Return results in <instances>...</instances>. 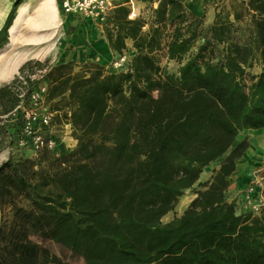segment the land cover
<instances>
[{"label":"trees","instance_id":"obj_1","mask_svg":"<svg viewBox=\"0 0 264 264\" xmlns=\"http://www.w3.org/2000/svg\"><path fill=\"white\" fill-rule=\"evenodd\" d=\"M13 1L0 48L26 0ZM155 2L147 20L123 5L110 13V49L121 54L130 39L135 50L126 69L29 59L18 68L25 84L16 76L0 86L3 114L40 83L29 75L45 70L48 99L63 103L53 119L76 139L0 164V264H69L31 235L86 264H264V203L238 211L225 194L248 147L237 135L264 130V0H223L207 26L185 0ZM162 50L176 73L161 66ZM215 160L211 179L197 182ZM196 182L203 189L189 206L163 222Z\"/></svg>","mask_w":264,"mask_h":264},{"label":"rangeland","instance_id":"obj_2","mask_svg":"<svg viewBox=\"0 0 264 264\" xmlns=\"http://www.w3.org/2000/svg\"><path fill=\"white\" fill-rule=\"evenodd\" d=\"M30 1H32V0H30ZM45 1H47V0H33V3L31 2L32 8H31L30 20H32V21L36 20V18L38 16L37 12H38L39 8L41 7V5ZM222 1L223 0H188L186 2V5L189 8L190 5L192 6L194 4H198L199 7L202 8V14L204 13V25L203 26H206V24L209 23L208 18H207L208 11H212V10L215 11V8H218V6L222 3ZM135 2H136V0H121V4L123 6H127L129 8V16L131 18L138 17V14L137 15L136 14H134V15L132 14L134 7L136 9L140 8V10L142 12L140 14V16H142L143 18H147L148 14H149V10H148V8H149L148 5L149 4L148 3L147 4L144 3V1H138L136 4H135ZM7 3L8 2L6 0H0V27L3 26V24L5 22V19L7 17V14L11 10L14 1H12L10 3V7H8L9 5ZM24 3H26V1ZM7 9H8V12L6 11ZM6 12H7V14H6ZM59 17H60L59 21H58V16L56 18L57 19L56 23L58 24L59 29H56L54 34H56L57 32L61 31L60 35L63 34L66 38L72 36V33L75 31V29L78 26L81 27V29H83V27L85 25L84 24V20H87V21H89L91 23V21L89 19L84 18V17L79 16V15H76L73 18H68L67 15H64V14L60 13ZM56 23L53 24V26L50 27L49 29L48 28H42V27H40V28L38 27L37 28L35 23H32V24L28 25L25 28V30L22 31V36L18 40V43L21 40V38L24 39V38H26L27 35L30 36L29 38H36L37 36H39L38 38H40V39L43 38L44 35H47V34H49L50 32L53 31L51 29L56 26ZM92 26H94V25L92 24ZM238 34H240V36L243 35L245 37L247 33L246 32L243 33L242 31H239ZM18 43H17V45L15 47H11V48L9 47V44H8L6 49L2 50V52H5V53L2 55L3 56L2 59H0V65L5 63V61H7V59L9 60L10 59L9 57H12L14 55H17L14 58L20 57V56H23V55H25V56H35V57H32V60H39L42 63L49 64V65H55V64H57L58 60H62V57H57V55L53 54L52 52L49 55H46V51L48 50L47 46H45L46 44H40L38 46H26V45H22V43H20V44H18ZM66 48H67V50H72L74 48V46L71 43H68V45H66ZM11 50H13V51H15L16 53H19V54H16L13 51L11 52ZM55 51H56V49H54V52ZM96 51L97 50L93 51L92 52L93 54H91V56L94 59H97V57L94 55L96 53ZM128 54H129V56H131L133 53H128ZM159 55H160V64H161V66H165V68L167 69L168 72L176 73L179 64L175 60H167L166 57H165V51L164 50L159 52ZM46 56H48V57H46ZM86 58H88V56H85V57L82 56L79 59L77 58V59H70V60L74 61L76 64L92 62V61L86 60ZM65 59H67V57H65ZM50 60H52V61H50ZM110 62L102 64V66L104 67V70L105 71H116V69L111 67ZM97 64H100V63H97ZM79 69H80L79 66H75L73 68V72H76ZM247 70H249L250 74H253L254 76H256L259 73V65L254 62L253 67L250 68V69L247 68ZM34 72L36 74V78L38 80H40V83L45 82L47 84L46 102L49 104L50 108H54L55 109V108L61 107L60 105L63 106V103L57 105L56 100H49L48 99V82L46 80L43 81L44 78L40 77L41 75H43L45 73V70H43V71L41 70V72L39 70H37V71H34ZM20 75L21 74H20V72L17 69L15 74L12 76V78L9 79V82H11L16 76H20ZM246 82H247V84H250L251 79L247 78ZM1 84H2V82H0V85ZM153 95L156 96L157 92L156 91L153 92ZM56 116L57 117L55 119H53V122H52V125H51L52 132L55 135H57L60 139H63L62 142H64L65 144H70L69 145L70 147H74L75 144H76V140L72 136L71 131L69 132L68 127L66 128L64 126V124H66V121H64L63 118H61L59 114H57ZM252 138L253 139L255 138L257 140V143L255 145H252L253 142L250 143ZM263 139H264V130H258V131L243 130V131H240L239 134L237 135L235 143H237V142H239L241 140H246L247 143H248V147L246 148V150L237 159L236 169H235V170L238 169V172H240L242 170L241 174H242L243 177L247 176V179L242 181L244 183H245L246 180H247L246 182H248V183L253 181V180H255V181L258 182V184L261 183L262 186H263V178H264V149L263 148L259 149V147H258V146L262 145ZM13 150H14L13 151L14 152L13 153L14 156H24V155L21 154L20 150H17V149H13ZM35 155L36 154H32L30 156H35ZM219 161L220 160H215V161H213V162H211L209 164L208 167H211V170L208 173L210 174L211 177H212V175L214 173V170L216 168H218ZM237 165H239V167H237ZM231 175L229 176V178L231 177ZM197 182L191 188L186 189L184 191V193L178 198V201H177L175 207L173 208V210L167 212L161 218V220L163 222H168V221L172 220L175 216H178V215L182 214L183 211L189 206L190 202L197 195L196 191L199 190V189H203V187L201 185H197ZM200 182H204V181H200ZM244 183L240 184V186L241 185L243 186ZM237 186H239V184L235 185V188H237ZM240 186L238 188H240ZM233 192H234V186L232 185V180L229 179V185H228V187L226 189V192H225L226 197L228 199H230L232 194H233ZM3 213L4 212H2L0 210V221H1ZM31 239L33 241L43 245L44 247L48 248L52 253L56 254L58 257L61 258L62 261L66 262V263H69V264H86L84 262V260L80 256H77V255L73 254L70 250H68L67 248L63 247L62 245H60V244H58V243H56V242H54L52 240L44 239V238H41V237H39L37 235H31Z\"/></svg>","mask_w":264,"mask_h":264},{"label":"built area","instance_id":"obj_3","mask_svg":"<svg viewBox=\"0 0 264 264\" xmlns=\"http://www.w3.org/2000/svg\"><path fill=\"white\" fill-rule=\"evenodd\" d=\"M117 1L57 0V3L64 14L79 15L98 25H104L108 20L109 11L116 5ZM129 60V54L123 51L111 60L110 65L116 71L123 70L127 68ZM39 71L41 72V70ZM29 77L37 79L35 73ZM19 79L23 84L26 83L24 77L19 76ZM25 91L27 89L20 91L19 98L21 100L17 106L0 114V153L25 148L32 150L34 154L42 150L54 151L58 143L70 147V144L62 142L63 139L52 132L51 125L55 112L46 102L47 84L45 82L39 83L36 88L28 90L27 94ZM64 126L68 127L69 132L71 131L68 122ZM261 188L262 184L253 180L241 191L244 210L253 213L259 212L264 203Z\"/></svg>","mask_w":264,"mask_h":264},{"label":"crops","instance_id":"obj_4","mask_svg":"<svg viewBox=\"0 0 264 264\" xmlns=\"http://www.w3.org/2000/svg\"><path fill=\"white\" fill-rule=\"evenodd\" d=\"M6 1L8 2L7 3L9 5L8 7H10V3L13 0L12 1L6 0ZM27 1H30V0H26V2ZM138 1H144V3L149 4L148 5V7H149L148 8V10H149L148 17L144 18L147 20L151 14V7L152 6L155 7L157 3L155 2V0H136L135 4ZM31 2L33 3V0L30 1V4H31ZM43 4H47L49 6L55 5L56 13H57L56 15L58 16V21H59L60 20L59 14L61 12H60V8L58 7L57 0H52L50 2H48V0H47ZM118 5H122L121 0H118L116 5L113 8H115ZM31 8H32V5H31ZM8 9L6 10L7 12H8ZM112 9L109 11L108 20H107L106 24H104V25H98V24H96L90 20L91 23L94 25V26H92V24L89 21L84 20L85 25H84L83 29H81V27L78 26L77 27L78 29L76 28L75 31L72 33V36L66 38L63 34L60 35L61 31L54 34L55 30L59 29L58 24L56 23L57 21H56L55 22L56 26L51 29L53 31L47 35H44L43 38L40 39V38H38L39 36H37L36 38H29L30 36L27 35L26 38H24V39L21 38V40L19 41L18 44L22 43V45H26V46H38L40 44H46L45 46H47V48H48V50L46 51V55H49L52 52L53 54L57 55V57H62V60H58L57 63L64 62V61H70V59H77V58L79 59L82 56L83 57L88 56V58H86V60H88V61H92L94 63L105 64L107 62H110L114 57H116V55L120 54V53L114 52L110 49V47L108 46V42L104 36V28H108V27L112 26L111 23L109 22V17H110V13H111ZM188 9L197 15L202 14V8H200L198 4H194L192 6L190 5V7ZM7 12H6V14H7ZM141 13L142 12H141L140 8H137V9L135 7L133 8V13H132L133 15L138 14V16H140ZM214 13H215V11H213V10L208 11L207 18H208L209 23H207L206 22L207 20H206L205 21L207 23L206 26L212 22V20L214 18ZM37 14H38V12H37ZM62 14H64V13H62ZM64 15H67L68 18H73L74 16H76L73 14H64ZM128 17H130V16L128 15ZM9 40H10V38H9ZM68 43H71L74 46V48L72 50H67L66 45H68ZM8 44H9V42H8ZM8 44L4 45L3 46L4 48L3 47L2 48L6 49ZM125 45H126V47L123 50L124 52H127V53H134L135 52L134 48H132V41L130 39L125 40ZM2 48H0V52L3 50ZM93 48L95 50H97V52L94 54L97 57V59H94L91 56V54H93L92 53L93 52L92 50H94ZM54 49H56L55 52H54ZM12 51L13 50H11V52ZM13 52L16 53L15 51H13ZM16 54H19V53H16ZM15 56H17V55L9 57L10 58L9 60L7 59V61H5V63L0 65V82H2L1 85H3L4 83H9V79L12 78V76L15 74L16 70L19 68V66L23 62H25L29 59H32V57H35V56L23 55V56L14 58ZM46 57H48V56H46ZM65 57H67V59H65ZM50 61H52V60H50ZM259 72H260V65H259ZM251 142H253L252 145H255L257 143V140L254 138L250 141V143ZM258 147H259V149H262V148L264 149V139H263L262 145L258 146ZM13 151L14 150L12 149V150L4 151V152L0 153V164L3 161H5L11 154H13L14 153ZM20 152L24 156H30V155L34 154L33 151L28 149V148L21 149ZM208 166L209 165L204 167L203 171L200 173L198 182L207 181L211 178L210 174L208 173V172H210L211 167H208ZM237 167H239V165H237ZM241 172H242V170L240 172H238V169L234 170L231 177L228 178V179L232 180V185L234 186V192H233V194L229 200L235 199L238 211H240L242 209V202H241L242 200L239 201V199L242 197V194L240 193L242 190V185L240 186V184H243L244 182H242V181L247 179V176L243 177ZM238 184H239L240 188H238L239 186H237V188H235V185H238Z\"/></svg>","mask_w":264,"mask_h":264},{"label":"bare ground","instance_id":"obj_5","mask_svg":"<svg viewBox=\"0 0 264 264\" xmlns=\"http://www.w3.org/2000/svg\"><path fill=\"white\" fill-rule=\"evenodd\" d=\"M52 0H48L50 2ZM49 4V3H48ZM56 8L55 5L49 6L47 4H43L39 10H38V16L36 20H30L31 15V4L30 1L24 3L22 6L19 7L15 20L13 22L12 27L10 28L9 32V47H15L18 43V40L22 36V31L25 30V28L35 23L36 27L40 28H50L55 24L56 22ZM94 51V50H93ZM97 52V51H96ZM5 52H0V59H2V55ZM253 139V138H252Z\"/></svg>","mask_w":264,"mask_h":264},{"label":"water","instance_id":"obj_6","mask_svg":"<svg viewBox=\"0 0 264 264\" xmlns=\"http://www.w3.org/2000/svg\"><path fill=\"white\" fill-rule=\"evenodd\" d=\"M7 32H9V28H8Z\"/></svg>","mask_w":264,"mask_h":264}]
</instances>
